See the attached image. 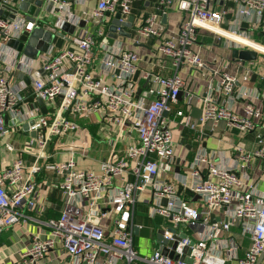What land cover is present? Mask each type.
<instances>
[{"label":"built area","instance_id":"1","mask_svg":"<svg viewBox=\"0 0 264 264\" xmlns=\"http://www.w3.org/2000/svg\"><path fill=\"white\" fill-rule=\"evenodd\" d=\"M22 1L0 0V9H18ZM83 1L44 0L39 15L32 19L21 16L20 11L14 17L0 16V137L33 121L28 131L36 132L38 154L43 156L54 137L76 128L65 113L80 117L101 113L111 128L132 127L138 143L128 147L125 159L103 161L97 171L80 168L73 157L47 163L45 169L63 177L58 184L63 210L58 218L45 222L47 237L32 235L16 264H43L58 243L73 264H264V192L248 171L260 158L264 174V136L258 134L254 152L238 146L236 159L224 150L198 148L186 167L188 173L174 177L192 193L191 199L182 197L175 182L163 175L179 164L168 115L186 89V79L178 73L171 77L141 73L137 52L126 49L120 38L107 40L106 14H120L119 25L124 24L134 4L144 0H97L96 8L84 9L80 17L72 6ZM173 6L183 13L176 33L164 21ZM51 14L56 15L57 30L67 23L78 25L94 19L98 26L95 32L86 30L73 36L71 46L57 54L48 50L40 65L7 46L9 40H18L24 32L41 26L42 18ZM121 30L119 26L117 31ZM200 31L213 33L228 49L264 55L259 49H264V0H159L156 10L135 28L137 36L156 39L158 59H169L177 68L186 65L209 71L195 48ZM138 71L147 83L145 97L135 80ZM15 73L30 78L36 98L52 106L60 99L52 120L38 105H24L27 86L13 78ZM208 77L204 95L197 98L202 108L200 120L190 114L194 94L186 91L184 108L177 112L179 126L196 131L205 124L214 129L224 121L242 134L254 131L256 121L264 118V106L258 104L264 93L249 87L250 72L238 76L213 69ZM148 95L154 99L148 101ZM240 101L242 116L234 109ZM7 149L13 151L14 147L8 144ZM37 161L30 167V177L22 157L0 172V237L6 229L26 221L27 211H37L39 189L32 179L42 169ZM124 177L128 178L121 186L115 184ZM141 201L148 202L150 219L165 221L154 229L162 239L150 256L134 247V229L143 228L134 223ZM111 215L115 229L108 231L104 220Z\"/></svg>","mask_w":264,"mask_h":264},{"label":"crops","instance_id":"2","mask_svg":"<svg viewBox=\"0 0 264 264\" xmlns=\"http://www.w3.org/2000/svg\"><path fill=\"white\" fill-rule=\"evenodd\" d=\"M159 0H144L137 2L133 6L132 14L134 21L131 27H125L127 22L118 25L115 31H112L113 20L116 15L106 14L104 18L105 30L107 32V40L112 42L120 38L126 49L133 50L140 56L139 70L151 71L164 77H171L175 74L182 75L187 81V87L181 91L178 103L173 106L169 119L171 126L174 129V136L176 142V160L179 164L170 172L163 175L165 179H172L179 188V194L187 199L192 198V193L184 189L179 181L174 179L175 175L181 176L188 173L186 169L188 163L192 161L196 150L200 147L207 151L224 150L227 154L236 159L238 157L237 147L240 146L247 153L254 152L257 149L258 134L264 136V118L256 121V129L242 134L236 127L228 125L226 122H220L216 127L211 124L201 125L196 131H189L188 129L181 128L178 124L177 112L184 108L186 91L194 94V101L190 108L192 117L199 121L202 114V108L197 98L204 95L207 86L209 75L212 70L226 71L231 75H244L245 73L251 74L249 87H257L264 93V55H259L256 61H242L233 58L232 53L234 50L225 47L222 40L218 39L213 33L208 31H200L198 40L195 44L196 50L200 53L202 59L206 61L211 70L201 71L193 69L186 65L175 67L169 59H158L154 52L157 41L154 38H144L135 34V28L141 22L143 17L156 10ZM177 1V0H174ZM30 8L33 6L29 4ZM97 6V0H84L83 3H74L72 6L73 11L77 16H83V10L92 11ZM20 15L27 18L29 14L26 11H20ZM50 16L56 18V15H46L42 18L41 26L48 24ZM183 13L178 7L173 6L168 9L167 16L164 21L167 26L176 33ZM56 23V21H55ZM56 30L54 36L57 35V40L52 42L48 50H52L57 54L60 50L69 48L71 46V39L75 35H83L86 30L95 32L97 28V21L90 20L88 22L82 21L78 25L67 23V29L62 28ZM50 24V23H49ZM227 23H225V26ZM120 26L121 31H117ZM63 35H59L58 33ZM126 33L128 36L122 35ZM114 35V36H113ZM47 53V52H46ZM45 53H40L37 60L38 64L41 62ZM216 60V61H215ZM40 65V64H39ZM135 76L137 80L140 95H145L146 80L142 77L141 73ZM203 72L208 75H204ZM13 78L17 81H24L27 88L24 91V105L36 106L41 108L44 116L52 120L57 113L60 105V99L57 104L52 106L43 101V105L39 103V99L34 95L32 83L29 77L21 73H15ZM111 78L110 81H113ZM239 86V85H238ZM238 88V87H237ZM264 95V94H263ZM145 97V96H144ZM148 101L154 99L153 96H146ZM234 104V102H233ZM259 105L264 106V99L258 102ZM234 109L237 114L244 115L243 102L234 104ZM71 121L75 123L76 128L69 131L62 136L54 137L44 150V155L38 154V143L33 137L31 132L24 130L23 124L21 127L14 130L12 133L0 137V172L9 166L13 160L22 157L27 167V174L30 177V167L37 161L42 169L32 175L39 189V205L37 211H27L26 215L29 216L26 221L21 222L15 227L6 229L0 237V264H16L19 260L21 251L31 244L32 235L40 234L42 238L49 235V228L45 222L50 218H58L63 210V194L58 187V184L63 179L62 176L52 170L45 169L47 163H61L73 157L77 165L82 169L99 170L103 161L113 159H125L126 150L129 146L138 143L136 131L132 127H110L103 119L101 113H91L87 117L72 116L65 113ZM35 140L33 144L31 141ZM82 142L83 146H77ZM78 143L77 145H75ZM10 144L14 147L13 151L7 149ZM251 177L255 180L259 190L264 192V174H263V160L256 158L249 168ZM128 177L115 180V184L121 186ZM150 197V194L146 196ZM197 206L196 203H192ZM148 202L141 201L137 204L134 216L135 225H142L143 228L139 230V235H135L134 247L140 251L143 247L136 245V240L142 236L144 239L152 238V248L158 247L157 234H155L156 227L165 221L161 218L152 220L147 216ZM108 227V231L115 229L114 219L111 215L110 218L104 220ZM149 235V236H148ZM147 237V238H146ZM150 254V253H148ZM243 254V251H242ZM142 255V254H141ZM151 255V254H150ZM143 255V256H150ZM43 264H73V259L69 257L64 249L58 243L56 248L49 251Z\"/></svg>","mask_w":264,"mask_h":264},{"label":"water","instance_id":"3","mask_svg":"<svg viewBox=\"0 0 264 264\" xmlns=\"http://www.w3.org/2000/svg\"><path fill=\"white\" fill-rule=\"evenodd\" d=\"M32 3V7L30 8L29 4ZM44 4V0H23L18 9H12L8 6H3L0 9V16H8L14 17L19 11H26L29 14L28 19H32L33 16H38L41 8ZM116 18L113 20L112 31H115L116 27L120 24L119 18L120 14L115 16ZM56 18L50 16L48 24L43 26L36 27L31 33L24 32L22 36L18 40H9L7 43L8 47H11L19 52H22L29 58L35 59L38 57L40 53H46L52 42L57 40V35L54 36L56 30L52 27L55 23ZM134 21V17H130L129 21L125 23V27H131ZM243 28L247 27L246 23H243ZM64 29H67V25L65 24ZM59 35H63L62 33H58ZM124 36H128L126 33H122ZM114 36V35H113ZM233 58L242 60V61H256L259 57L258 51L255 50H234L232 53ZM41 105H43V100H38ZM34 122H30L29 124H33ZM29 124L26 123L23 128L24 130H29ZM32 136H36V132H31ZM166 201L164 202V204ZM139 228L135 227L134 233L135 235H139ZM185 236V235H183ZM158 241L162 239V235L157 236ZM170 257H173V253L170 254ZM183 258V257H182ZM262 258V257H261Z\"/></svg>","mask_w":264,"mask_h":264},{"label":"rangeland","instance_id":"4","mask_svg":"<svg viewBox=\"0 0 264 264\" xmlns=\"http://www.w3.org/2000/svg\"><path fill=\"white\" fill-rule=\"evenodd\" d=\"M112 42V40H111ZM11 126V124H10ZM143 236V235H142ZM142 236H140L136 241L137 246L143 247L139 252L142 255H150L154 252V249L152 248V238L144 239ZM149 236V235H148ZM150 253V254H148Z\"/></svg>","mask_w":264,"mask_h":264},{"label":"bare ground","instance_id":"5","mask_svg":"<svg viewBox=\"0 0 264 264\" xmlns=\"http://www.w3.org/2000/svg\"><path fill=\"white\" fill-rule=\"evenodd\" d=\"M259 49H261L262 51L264 50L263 48L259 47Z\"/></svg>","mask_w":264,"mask_h":264}]
</instances>
